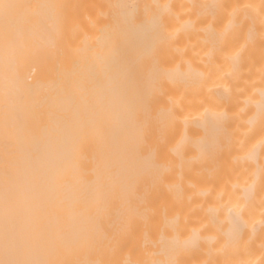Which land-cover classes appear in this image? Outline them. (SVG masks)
I'll return each mask as SVG.
<instances>
[{"label": "bare ground", "instance_id": "obj_1", "mask_svg": "<svg viewBox=\"0 0 264 264\" xmlns=\"http://www.w3.org/2000/svg\"><path fill=\"white\" fill-rule=\"evenodd\" d=\"M8 2L24 7L7 34L0 14V245L7 224L60 264H264V0ZM159 39L170 54L146 66ZM154 88L181 114L145 146Z\"/></svg>", "mask_w": 264, "mask_h": 264}, {"label": "snow or ice", "instance_id": "obj_2", "mask_svg": "<svg viewBox=\"0 0 264 264\" xmlns=\"http://www.w3.org/2000/svg\"><path fill=\"white\" fill-rule=\"evenodd\" d=\"M24 6L13 4L8 0H0V14H2L3 22L6 28V34L14 27V19L16 10ZM43 9L64 7L62 5H41ZM217 7V6H213ZM221 7H228L226 5ZM248 7V6H246ZM264 10V7H262ZM163 23L157 25V36L163 37ZM170 54V49L166 47V41L159 39L156 43L146 48L142 54V62L146 66H150L165 59ZM235 61L236 57L232 58ZM167 93L162 88H154L148 94L149 104L163 105L158 109V117L155 120H146L141 127L140 139L143 145L149 146L153 140L162 135L168 126L170 120H175L179 117L180 110L175 100L167 97ZM264 95V93H262ZM217 98L222 103H228L231 100L229 92L226 90L224 93H218ZM207 113V110H206ZM215 122L222 129L227 128L228 123V111H218L214 114ZM98 134V133H97ZM6 150L10 147V141L6 139ZM79 146H77V149ZM6 151V155H7ZM167 165L160 162H154L150 167L146 168L141 174L139 179V185L141 188H151L157 178V174L162 168ZM161 180L162 176L159 177ZM15 184V173L12 168L6 163L4 170V185H5V210L7 216V210L10 202L13 200L15 193L13 192V185ZM153 215L155 213L153 212ZM239 223V217H236ZM0 264H60L58 261H51L42 259L38 253H34L26 243L25 239L17 234L15 231H9L7 224L5 226L3 243L0 245ZM172 264H179L178 261H173Z\"/></svg>", "mask_w": 264, "mask_h": 264}]
</instances>
